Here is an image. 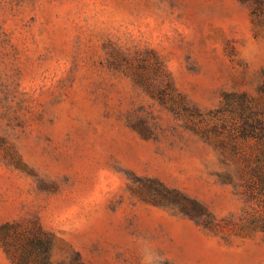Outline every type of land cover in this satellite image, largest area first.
I'll return each instance as SVG.
<instances>
[{
    "label": "rangeland",
    "instance_id": "1",
    "mask_svg": "<svg viewBox=\"0 0 264 264\" xmlns=\"http://www.w3.org/2000/svg\"><path fill=\"white\" fill-rule=\"evenodd\" d=\"M5 222L53 264H264V5L0 0Z\"/></svg>",
    "mask_w": 264,
    "mask_h": 264
},
{
    "label": "trees",
    "instance_id": "2",
    "mask_svg": "<svg viewBox=\"0 0 264 264\" xmlns=\"http://www.w3.org/2000/svg\"><path fill=\"white\" fill-rule=\"evenodd\" d=\"M252 1L264 5V0ZM0 244L18 264H53L50 259L51 238L38 224H0Z\"/></svg>",
    "mask_w": 264,
    "mask_h": 264
}]
</instances>
